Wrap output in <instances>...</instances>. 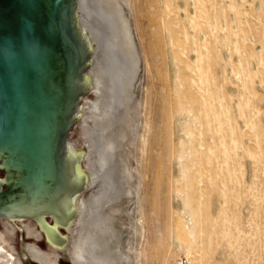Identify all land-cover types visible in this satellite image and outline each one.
I'll use <instances>...</instances> for the list:
<instances>
[{
    "label": "rangeland",
    "instance_id": "1",
    "mask_svg": "<svg viewBox=\"0 0 264 264\" xmlns=\"http://www.w3.org/2000/svg\"><path fill=\"white\" fill-rule=\"evenodd\" d=\"M124 1L141 53L140 105L127 98L118 109L117 119L137 113V132L130 125L103 165L119 187L105 210H123L106 256L126 248L140 222L142 264H264V0ZM124 158L138 194L123 190Z\"/></svg>",
    "mask_w": 264,
    "mask_h": 264
},
{
    "label": "water",
    "instance_id": "2",
    "mask_svg": "<svg viewBox=\"0 0 264 264\" xmlns=\"http://www.w3.org/2000/svg\"><path fill=\"white\" fill-rule=\"evenodd\" d=\"M78 0H0V217H64L66 152L87 85Z\"/></svg>",
    "mask_w": 264,
    "mask_h": 264
},
{
    "label": "bare ground",
    "instance_id": "3",
    "mask_svg": "<svg viewBox=\"0 0 264 264\" xmlns=\"http://www.w3.org/2000/svg\"><path fill=\"white\" fill-rule=\"evenodd\" d=\"M97 4L103 9L104 19L94 15L87 0L77 2V24L90 50L84 81L92 96L82 97L76 111V123L66 143L73 177L82 181L84 191L91 188V192L86 195L77 191L68 195L62 204L65 212L62 219L42 214L31 223V218L0 217L3 223L0 228V264H60V257H68L72 264H142L133 244L140 233V222L133 224V240L128 246L111 248L106 256L112 232L117 230L113 223L114 213L120 214L123 210L117 208L111 213L105 210L106 205L116 198L114 190L119 187L114 186L112 178L103 170V165L112 158L114 148L124 142L128 129L133 126L136 131L138 127L135 122L131 125L134 110L131 113L126 111L119 119L117 112L120 107L126 109L127 98L133 102L136 111L139 108L136 89L141 83V53L129 4L124 0H97ZM106 118L109 121L106 122ZM117 120L119 124L115 126ZM78 122L79 129L76 127ZM81 124L83 130H80ZM124 159L121 160L122 171L119 170L125 186L123 190L127 194H138L134 168L131 169ZM137 212L138 206L133 212L135 216ZM30 236L43 239L46 247L42 248L36 240L26 239ZM16 237L18 241L14 242ZM52 255L55 260L50 262Z\"/></svg>",
    "mask_w": 264,
    "mask_h": 264
}]
</instances>
